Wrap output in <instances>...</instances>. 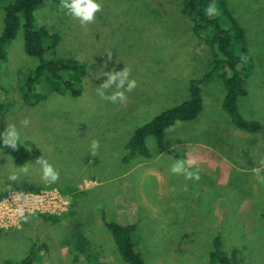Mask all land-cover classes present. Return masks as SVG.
<instances>
[{"label": "rangeland", "instance_id": "obj_1", "mask_svg": "<svg viewBox=\"0 0 264 264\" xmlns=\"http://www.w3.org/2000/svg\"><path fill=\"white\" fill-rule=\"evenodd\" d=\"M12 1L0 0V35L4 7ZM228 1L246 29L248 46L242 83L247 94L238 99L239 113L258 122L261 130L248 133L234 125L223 109L225 84L214 72L200 84L202 114L171 127L162 149L147 138L152 159L129 161L131 136L188 100L190 81L202 80L214 67V49L195 35L182 0H99L102 10L86 26L66 15L61 4L35 11L37 25L61 35L55 57L86 64L84 92L79 98L47 93L41 104L26 106L21 89L35 59L25 53L22 30L6 47L7 59L0 66V130L15 124L30 138L25 147L32 157L26 164L47 159L60 176L56 183H46L36 164L30 174L10 180L19 166L0 148V194L28 186L58 188L71 201L67 213L73 217L55 224L36 214L19 227L0 229V264L21 262L35 244L44 245L37 264H76L65 245L80 229L93 238L90 264H128L109 230H93L95 219L90 218L98 203L107 206L109 220L138 226V247L146 264H208L218 235L225 252L218 264H264V182L253 172L264 167V0ZM127 70L138 88L126 106H114L97 89L108 79L104 72ZM26 119L30 124L25 128L21 122ZM93 140L101 146L96 156L89 148ZM175 159L194 160L201 179L187 181L179 175L160 185L144 178L157 167L169 171ZM143 193L155 209L138 207ZM130 202L138 211L129 221L124 205Z\"/></svg>", "mask_w": 264, "mask_h": 264}, {"label": "trees", "instance_id": "obj_2", "mask_svg": "<svg viewBox=\"0 0 264 264\" xmlns=\"http://www.w3.org/2000/svg\"><path fill=\"white\" fill-rule=\"evenodd\" d=\"M184 12L193 24L195 35L208 44L215 54L214 67L202 80L192 79L189 86V98L184 103L162 112L151 122L138 128L127 144L131 158H151L150 149L147 146V138L155 139L157 145L162 148L164 136L167 131L178 122H192L203 112V96L200 84L207 82L214 72H219V77L226 87L223 100V109L231 117L234 125L248 133H258L261 125L258 122L246 120L238 109V99L247 93L242 88L243 76H245L248 46L246 29L230 7L228 0H182ZM215 4L218 14L209 18L205 10L209 4ZM61 4V0H14L4 7L3 31L0 35V66L7 59L6 47L15 41L20 31L23 32L24 50L27 56L35 59L36 65L33 71L26 77L21 92L26 106H37L46 98L47 93L71 95L79 98L84 92V79L86 64L73 58H56V49L61 43V35L54 28L39 26L36 23L35 11L43 5ZM161 6V5H160ZM3 132L0 130V134ZM1 150L12 157L16 166H23L30 161L31 152L23 145L17 151H11L0 143ZM20 193H39L44 190L40 187L28 186L16 188ZM7 192L0 194V201L7 196ZM69 213L62 215L41 214L46 220L54 221L66 218ZM105 228L112 234L119 252L128 264H146L138 247V226L123 225L117 221L109 220L107 212L102 214ZM74 247L76 252L70 255L74 263H92L89 249L90 242L81 231L74 233ZM44 245H33L29 254L21 262L15 263L9 260L5 264H37L40 258V250ZM224 243L218 235L213 240V251L209 255L208 264H218L225 254ZM94 264V263H93ZM95 264H110L96 260Z\"/></svg>", "mask_w": 264, "mask_h": 264}, {"label": "clouds", "instance_id": "obj_3", "mask_svg": "<svg viewBox=\"0 0 264 264\" xmlns=\"http://www.w3.org/2000/svg\"><path fill=\"white\" fill-rule=\"evenodd\" d=\"M60 6L63 8L66 15L79 20L82 26L94 23L96 14L102 10V5L99 0H61ZM217 14L218 9L216 8V5L214 3L209 4L205 10V15L211 18ZM103 76H107L108 79L103 85L98 87V94L114 106H126L128 96L133 94L138 88L137 82L131 79L130 72L128 70L122 74H117L114 71L104 72ZM108 92H113V94L109 96L107 95ZM21 124L26 128L29 126L30 121L26 119L22 121ZM27 141H30V138L24 136L15 124L8 126L7 130L0 134V143H2L4 147L10 148L11 151L19 150L20 146H25V142ZM100 147L99 142L93 140L89 146L91 155H98ZM36 164L40 166L41 178L43 181L52 184L59 180V172L47 159H39L36 161ZM35 165L30 162L29 164H25L15 169L9 176V179L16 181L21 174H30L32 167ZM253 172L259 181L264 182V167H254ZM169 173L172 176L182 175L187 181L198 182L201 179L199 167H196V162L190 159H175L169 169ZM18 212L19 215L27 221L28 216L25 215V210L22 206L18 208Z\"/></svg>", "mask_w": 264, "mask_h": 264}, {"label": "built area", "instance_id": "obj_4", "mask_svg": "<svg viewBox=\"0 0 264 264\" xmlns=\"http://www.w3.org/2000/svg\"><path fill=\"white\" fill-rule=\"evenodd\" d=\"M23 207L28 217L36 214L62 215L69 211L71 201L58 188H49L39 193L10 192L0 201V229L21 225L23 218L18 208Z\"/></svg>", "mask_w": 264, "mask_h": 264}, {"label": "crops", "instance_id": "obj_5", "mask_svg": "<svg viewBox=\"0 0 264 264\" xmlns=\"http://www.w3.org/2000/svg\"><path fill=\"white\" fill-rule=\"evenodd\" d=\"M160 149H162V148H160ZM210 150V149H209ZM161 154L163 153V152H160ZM161 154H160V156H161ZM149 159H152V156H151V158H149ZM225 162H227L228 163V160H225ZM231 163V162H230ZM169 169H170V166H169ZM168 169V170H169ZM155 171L154 172H152V173H150L149 175L148 174H144V178L145 179H147L148 177L149 178H153V179H157V182H159V184L160 185H163V183H164V185H165V182H167V183H173V180L176 178V177H178V176H172L170 173H169V171H166V172H164L163 170H161L160 168H158L157 167V169H154ZM145 179L143 180V182L145 181ZM168 179H170L171 180V182L168 180ZM142 182V183H143ZM99 184H101V183H99ZM100 186H102V185H100ZM99 188V187H98ZM77 189H73V191H76ZM161 190V195L163 194L162 193V187H160L158 190H157V192L159 193V191ZM88 192H89V190H87ZM168 192H172V191H168ZM168 192H167V194H168ZM171 193H169V195H170ZM141 200H142V202H138V207H140V209L142 210V209H144V208H151V209H155V208H153L149 203H148V197H147V194L146 193H143V195H142V198H141ZM99 205H98V207H99V209H98V211H97V213H93V214H91V217L92 218H90V219H92L93 221H94V219H95V222L93 223L92 222V220L90 221V223H93V225H94V227H93V230H95V229H97L99 232H103V229L105 228V224H104V222H103V217H102V214H103V212H105L106 211V209H107V206H103V204L102 203H98ZM75 206H77V204H75ZM124 208H125V214H126V217L128 216L129 217V221H130V219L132 218H134V217H136V215L135 214H137V205L133 202H130V203H128V204H125L124 205ZM135 211H136V213H135ZM107 212V211H106ZM109 212V211H108ZM76 211L74 212V218L76 217L75 215H76ZM71 214V215H70ZM69 214V216L68 217H70V219L73 217V214L72 213H70ZM80 218V217H79ZM81 218L83 219V222L85 223V218H84V216L82 215L81 216ZM81 220V219H80ZM119 223H121L119 220H117ZM122 224V223H121ZM123 225H129L128 223L127 224H123ZM76 231H81L83 234H84V236L87 238V240L90 242V247H92L93 246V244H92V240H93V238H90L89 237V235L88 234H86L87 233V231H84V230H82V229H80V230H76ZM90 231H92V229L90 230ZM74 233H75V231H73L72 232V234L70 235V238L68 239V240H70L67 244L66 243H63V244H66L65 245V248H66V253L68 254V255H73L74 254V252H76V250H75V247H74ZM97 238L95 237V240H96ZM71 240H72V242H71Z\"/></svg>", "mask_w": 264, "mask_h": 264}]
</instances>
